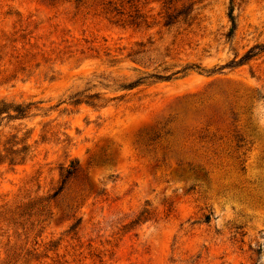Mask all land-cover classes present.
I'll return each mask as SVG.
<instances>
[{"label": "rangeland", "instance_id": "1", "mask_svg": "<svg viewBox=\"0 0 264 264\" xmlns=\"http://www.w3.org/2000/svg\"><path fill=\"white\" fill-rule=\"evenodd\" d=\"M1 101L0 264H264V0H0Z\"/></svg>", "mask_w": 264, "mask_h": 264}, {"label": "trees", "instance_id": "2", "mask_svg": "<svg viewBox=\"0 0 264 264\" xmlns=\"http://www.w3.org/2000/svg\"><path fill=\"white\" fill-rule=\"evenodd\" d=\"M164 2L165 8L168 9V6L173 0H158ZM174 17L170 14L167 15V25L172 23V19ZM229 18L232 23V28L228 34V38H231L235 31L237 30V17L235 16V7L233 1L231 2V7L229 10ZM256 55L253 54V51H250L243 59L251 60ZM159 79L163 80H170L172 77H158ZM133 88V86L129 87ZM84 95H77L73 97V105H89L96 107V104L93 100L97 99L96 96L90 97H83ZM35 107L34 104H8L5 101L0 102V120L4 121L5 119L8 120H22L31 117L32 109ZM1 127V124H0ZM32 150L29 145H27L23 141H19L17 137H13L9 140L5 145L0 148V166L1 165H9L10 167H20L24 166L32 159ZM81 173L80 163L78 161L71 162L70 166L63 168L62 175H61V186L55 193L49 198L51 201L56 200L59 196L63 193L66 185L72 181L73 179L77 178L78 175ZM212 217H206V223H211ZM81 223V220H80ZM75 226L77 228L79 225Z\"/></svg>", "mask_w": 264, "mask_h": 264}]
</instances>
